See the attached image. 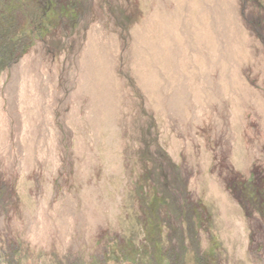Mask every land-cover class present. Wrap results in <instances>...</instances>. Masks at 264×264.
<instances>
[{"label": "rangeland", "instance_id": "obj_1", "mask_svg": "<svg viewBox=\"0 0 264 264\" xmlns=\"http://www.w3.org/2000/svg\"><path fill=\"white\" fill-rule=\"evenodd\" d=\"M22 20L0 264H264V0H0Z\"/></svg>", "mask_w": 264, "mask_h": 264}, {"label": "trees", "instance_id": "obj_2", "mask_svg": "<svg viewBox=\"0 0 264 264\" xmlns=\"http://www.w3.org/2000/svg\"><path fill=\"white\" fill-rule=\"evenodd\" d=\"M25 26H26V21L24 24L22 20V35L18 33L15 36H13L12 43L10 45L5 44L6 40L3 39V36H0V73L3 70L8 69L16 61V59L19 57V55L17 56L18 52H20V55L21 54L23 55L30 46L32 42V33L31 31L30 32L24 31L23 29H26ZM43 36L44 34H40L39 37H43ZM21 41H22V49H19V45H21ZM14 51H16L17 53L15 54ZM11 53H14V55L10 56ZM162 256L168 257L167 253H164ZM168 260L170 264L175 262L174 257L171 256L168 257ZM199 260L201 261V264H207L209 262V258L207 255L199 257Z\"/></svg>", "mask_w": 264, "mask_h": 264}]
</instances>
